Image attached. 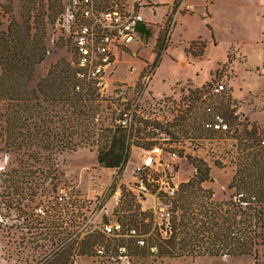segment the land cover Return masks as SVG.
<instances>
[{
	"label": "rangeland",
	"instance_id": "obj_1",
	"mask_svg": "<svg viewBox=\"0 0 264 264\" xmlns=\"http://www.w3.org/2000/svg\"><path fill=\"white\" fill-rule=\"evenodd\" d=\"M50 1H52L53 11L58 12V15L61 11V0H0V32L7 34L8 27L11 26V29L20 30L21 33L28 32L31 37L36 31V23L33 22L34 14L40 12L45 46L44 59L35 65L32 76L27 82L18 81L13 84L0 80V213L11 220V223L0 226V264H46L59 255L66 257L65 264H121L123 259L119 257L120 253L117 250L120 243L127 245L132 264H264V231L259 243L255 246V256H159L155 253L156 250L154 253L143 251L132 239L125 236L116 238L100 231L95 233L99 240L98 243L89 248L87 246L91 250L80 253L74 241L65 244L64 247L61 246L68 230L75 229L78 224L63 222L68 218L69 213L65 217L52 216L54 212L51 206H54V200L49 195L51 194L50 188L68 179L76 183L81 194L90 198L113 178L108 188L105 204L106 208H111L114 202L113 196H115L117 202L112 212L123 222L124 227L129 226L127 221L130 214L135 212L136 205L139 211L146 213L144 221L151 218L152 227L158 226L160 220L154 210L147 207L149 202L138 203L135 200V194L128 187L132 179L133 164L140 154L133 142H131L133 146L129 148L127 162L121 172L97 164L95 151L105 139L104 136L108 135V130L103 129L99 132V127H104L107 122L106 117L92 116L94 127H90L89 124L87 126L89 128L83 135L72 133L68 136L74 144L72 148L70 143L66 147L55 140L50 144H44L36 139H29L25 135L27 131L30 133L33 129L35 130L36 127L33 128L31 125H37L36 122H40L42 117L46 125L55 126L54 129L59 124L61 126V123L67 126L68 122L65 119L71 109L70 105L62 101H52L50 98L38 99L35 92L37 84L46 78L51 66L55 64L56 69L60 67L69 69L68 53L62 49L61 39H54V43L51 41L57 33L53 26L57 15L54 20L51 18L52 15H48L47 7ZM200 1L202 6L199 10L195 4L197 0H186L183 4H181L182 0H158L153 3L155 10L163 6L167 12L162 19V27L157 32L156 43L146 44L145 42L143 47L147 49V52L152 51L155 55L158 54L156 58L166 52V46L167 52L163 57L161 55V60L147 86L145 97L162 99L177 95L179 91L177 85L182 83L180 79L184 76L197 81L211 80L224 84L225 91L222 96L227 95L228 100L218 97L215 104L218 111L226 118L234 116V120H230V131L225 136H221L224 140L213 142L211 146L203 148L202 154L195 157L201 159L210 170V180L202 182V188L211 192V198L214 201L223 203L230 194L227 183L236 166L238 137L244 127L250 129L252 124H256L257 132H261L264 127V42L255 43L248 39L242 40L241 25L246 26L247 34L253 39L264 37V34H261L255 21L249 17L254 10L253 7L246 6L248 17L247 15L245 17L241 5L233 3L237 0H231L230 5L225 0H215L214 5L210 4L213 0ZM178 7V12L186 14L185 19H190V15L193 16L198 11L202 12L201 18L208 19L211 15L217 44L212 46L210 42L208 58L194 57L185 51V47L189 45L186 41L193 33H191L190 26L184 29L183 26L178 25L173 37L177 36V39L181 41L179 43L171 41L169 34L172 28L171 23ZM162 12V9L157 10L153 20L159 21ZM144 13H151L150 8ZM181 23L186 25L188 21L182 20ZM153 24L151 25L152 30L154 29ZM170 50L173 52L169 53ZM178 50L185 62L183 67L177 63L179 57L176 52ZM193 50L198 49L195 46ZM186 55L190 57L186 58ZM190 61L195 65H190ZM215 61V67L209 69ZM139 67V64H134V68L129 67L128 70L121 67L118 72L116 71L117 77L124 79L126 83H138L136 74ZM2 71L0 62V77ZM11 91L16 93L15 99L7 98ZM219 103L227 104L226 112L222 107H218ZM72 108H80V110L84 108L86 110L84 112L90 115V112L95 108L98 110L99 106L75 104ZM233 111H237V114L234 115ZM17 116L22 118L18 119V122ZM25 116L27 121H23ZM69 120H76V118L69 116ZM87 120H91V116ZM11 128L14 129L13 131L20 130L19 132L24 134L25 140L22 146H11L5 142L6 136L8 137L12 131ZM70 128L80 131L84 129V125L78 127L74 123L68 126V129ZM206 150L207 153L204 154ZM56 164L58 167L54 169L53 166ZM194 171L195 168L189 159L179 161L173 174V180L178 184L177 189L180 183L186 182L193 175ZM49 174H54L57 178L47 183L46 178ZM38 204L46 208L44 217L35 215L34 208ZM73 212L72 215L76 214L77 209ZM21 216L25 219L23 224L19 222ZM107 220L108 218L104 216L103 221ZM25 226L28 228L25 229ZM147 235L140 234L142 238ZM161 235L164 236V234ZM79 240L80 238L77 242ZM88 242L90 243V240ZM98 244L103 246L102 254L94 251Z\"/></svg>",
	"mask_w": 264,
	"mask_h": 264
},
{
	"label": "built area",
	"instance_id": "obj_2",
	"mask_svg": "<svg viewBox=\"0 0 264 264\" xmlns=\"http://www.w3.org/2000/svg\"><path fill=\"white\" fill-rule=\"evenodd\" d=\"M61 1V11L53 23L57 33L51 41L54 43V39H61V47L68 53L67 64L73 76L74 91L92 92L94 105L103 103L110 106L108 112L114 123L123 130L129 148L133 146L131 142L137 134L144 136L151 133L143 140L154 141L152 147L136 146L140 154L133 164L128 187L138 203L149 202L147 207H151L160 220L157 230L166 236L170 232V220L178 212L175 208L178 184L174 182L173 174L179 161L202 154L203 148L224 140L222 137L230 131L228 120L215 104L218 97L228 100L227 95L222 96L225 86L222 82L211 80L201 85L182 82L177 85L179 91L175 96L146 98L147 86L162 54L143 63L136 75L137 84L118 80L113 74L120 54L136 40L137 25L148 26L151 23L143 14L145 8L151 7L150 0ZM185 1L182 0L181 4ZM174 19L175 16L171 25ZM233 114L236 115L237 111H233ZM94 115L99 116V112ZM260 144L264 149V139ZM53 167L57 169L58 164ZM55 178L51 174L46 182ZM112 180L90 198L81 194L76 183L70 179L50 188L49 197L66 208L61 217L69 213L63 222L78 224L75 229L68 230L62 247L98 231L116 238L125 236L137 246L145 244V238L135 227H124L123 222L113 214L112 209L117 202L115 196L113 206L106 208L105 201ZM75 209L77 212L72 215ZM34 211L38 217L46 215V208L42 204L35 206ZM104 216L108 218L107 221H103ZM24 221V216H21L19 222L23 224ZM7 223H11V220L0 213V226ZM95 247L97 254L103 253L102 245ZM117 250L123 259L121 264H132L127 245H120ZM155 250V246L150 247L151 252Z\"/></svg>",
	"mask_w": 264,
	"mask_h": 264
},
{
	"label": "trees",
	"instance_id": "obj_3",
	"mask_svg": "<svg viewBox=\"0 0 264 264\" xmlns=\"http://www.w3.org/2000/svg\"><path fill=\"white\" fill-rule=\"evenodd\" d=\"M174 5L176 6L177 2ZM47 8L49 9L48 15H52L51 18L54 20L58 12L53 11L52 1L49 2ZM33 22L36 23V31L31 37L28 32L21 33L20 30L11 29V26L8 27L7 34L0 32L2 35H0V62L3 69L0 80H6L13 84L18 81L25 83L31 78L35 65L44 59L45 46L42 37L44 27L41 23L40 12L34 14ZM151 25L152 22L146 27ZM195 46L198 50H193ZM203 47V41L191 40L185 47V51L197 57L202 54ZM73 84L70 68L67 70L63 67L56 69L55 64L50 67L46 78L37 84L35 92L38 99L50 98L52 101H62L70 105L71 109L65 119L68 124L65 126V123H61V126L59 124L54 129L55 126L46 125L42 117L40 122H36L37 125H31L33 128L36 127L35 130L33 129L30 133L24 132L25 135L29 139H36L44 144H50L55 140L66 147L70 143L72 148L74 144H72V140L68 139V136L72 133L83 135L89 128L87 127L89 124L90 127H94L92 116L99 112V116L107 118L105 126L99 127V132L105 129L108 130V135L104 136L105 139L95 151L96 162L101 167L117 169L118 172H121L127 162L129 147L126 144L123 130L114 123L113 117L108 112L110 106L103 103L94 105V98H91L92 92L74 91ZM16 97L14 91L7 95V98L15 99ZM75 104L99 106V109L95 108L89 115L88 112H84L86 111L84 108L83 110L72 108V105ZM218 107H222L224 112L228 109L226 103H219ZM69 116H75L76 120L70 121ZM90 116L91 120H87ZM18 119L20 117L17 118V122ZM26 119L25 116L23 121H27ZM226 119H229L230 124V120H234V116H227ZM74 123L78 127L84 125V129L80 131L76 129L77 127L68 129V126ZM11 129L12 131L8 137L6 136L5 142L11 146H22L25 140L24 134L19 132L20 130L13 131L14 129ZM261 130V132H257L256 124H252L250 129L244 127L238 137L236 166L227 183L230 194L225 202L214 201L211 198V192L201 186L202 182L210 180L209 167L201 159L189 157L195 171L186 182H182L178 186L175 208L181 211L171 218L170 232L166 236L160 234L156 225L152 227L151 218L144 221L146 213L139 211L138 205H136L135 212L130 214L127 222L139 233L148 234L145 237V244L138 247L145 252L154 253L150 251V247L155 246L157 255L168 257L181 255L255 256V246L259 243L264 231V149L260 144L264 139V127ZM144 136L150 137L151 133H145ZM144 136L137 134L133 143L138 147H152L155 142L143 140ZM53 205L51 206L54 212L52 216L61 217V214L66 212L65 207L59 206L55 202ZM98 241L97 235L93 234L76 242V247L80 253H83L86 250H91L88 249L89 246L97 244ZM85 243H87L86 247ZM120 245L124 244H118V246ZM65 263L66 257L59 255L46 264Z\"/></svg>",
	"mask_w": 264,
	"mask_h": 264
},
{
	"label": "crops",
	"instance_id": "obj_4",
	"mask_svg": "<svg viewBox=\"0 0 264 264\" xmlns=\"http://www.w3.org/2000/svg\"><path fill=\"white\" fill-rule=\"evenodd\" d=\"M155 1L158 0H150L151 2V7H150V12L151 13H144L145 10L149 9V8H145L143 10V14L145 16V18L154 23V29L152 30L151 26L150 27H146L143 24H138L136 27V40L132 41L129 46L126 48V51L124 53H121L118 59V62L115 65V69H114V74L113 76L115 78H117L118 80H122L124 81V79H119L117 77V73L119 69L121 67H123L124 69H127L129 67H133L134 68V64H139L140 67L138 69H141V67L143 66V63L145 62H149L150 60L153 59V57L155 56V53L152 51L147 52V49L145 47H143V44L146 42V44H154L156 43V39H157V32L158 30L162 27V19L165 16V13L167 12V10L163 9V6H159L156 10L155 7L153 6V3ZM198 2H196V6L199 8H201L202 4L200 0H197ZM227 2V4H231V0H225ZM156 3V2H155ZM233 3H236V5H241L242 11L245 13V17L248 14L246 13L247 10H245L246 6L249 5L251 7H253V12L252 14L249 15V17L255 21L256 25L258 26V28L261 30V34H264V0H237L234 1ZM210 4L214 5L216 4L215 0H213V2H210ZM235 5V4H234ZM162 9L163 12L161 14L160 20H153V18H155L156 12L157 10ZM155 11V12H154ZM201 11H198V13H194L193 16L190 15V19H185L186 14H182L180 12H178L175 16L172 28L170 29V39L173 42H180V39H177V36L174 38L173 34L175 31V28L180 25L183 26L182 28H188L189 26L191 27V35L189 37V40L186 41V43H189L191 40L193 39H198L204 42V47H203V52L200 56H197L198 58H205V57H209L208 52V48L210 47L209 44L211 42L212 46H215L217 44V38L214 34V30H213V23H212V17L211 15L208 16V19L206 18H201ZM180 17V20H179ZM188 21V24L185 25V23H181V21ZM208 20V22H207ZM155 23H157L155 25ZM241 31H242V40H250L251 42H255L257 43L259 42H264V37H260V38H255L253 39V37L249 36L247 34V29L245 25H241ZM180 38V37H179ZM185 43V44H186ZM165 47V46H164ZM187 47V46H186ZM165 51L167 52V46L165 48ZM166 52H164L162 54V57L166 54ZM169 53H172L173 51L170 50L168 51ZM177 57H179V60L177 61V63L183 67L185 62L184 59L180 56L181 52L178 50L176 52ZM189 56V55H188ZM186 55V58L188 57ZM190 57V56H189ZM216 63V61L213 63L212 66L209 67L210 68H214V64ZM128 64V65H127ZM190 65H195L190 61ZM208 69V70H209ZM129 72V71H128ZM137 75V74H136ZM180 82H190L192 84L195 85H201L202 83H204L203 81H197L195 79L189 78L188 76H184L182 79H180ZM126 81V80H125ZM131 81V80H129Z\"/></svg>",
	"mask_w": 264,
	"mask_h": 264
}]
</instances>
